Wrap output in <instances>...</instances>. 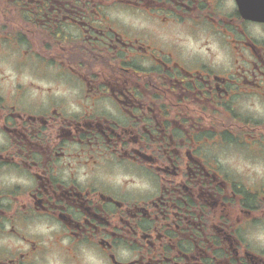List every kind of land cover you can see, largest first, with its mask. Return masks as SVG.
Instances as JSON below:
<instances>
[{
  "label": "flooded vegetation",
  "instance_id": "1",
  "mask_svg": "<svg viewBox=\"0 0 264 264\" xmlns=\"http://www.w3.org/2000/svg\"><path fill=\"white\" fill-rule=\"evenodd\" d=\"M105 2L0 0V145L15 149L0 155V184L34 185L19 210L52 213L33 225L39 239L9 229L0 250L19 252V264L42 250L46 264H73L69 246L93 234L87 264H264V0H217L210 15L204 0H111L109 12ZM151 33L172 47L155 48ZM209 33L212 49L200 43ZM213 49L220 70L206 62ZM82 91L114 118L58 120L48 94L75 108ZM100 154L122 162L101 179L123 191L81 192L83 206L58 198L56 174L83 180ZM30 155L48 170L31 172ZM13 205L0 198V219Z\"/></svg>",
  "mask_w": 264,
  "mask_h": 264
},
{
  "label": "clouds",
  "instance_id": "2",
  "mask_svg": "<svg viewBox=\"0 0 264 264\" xmlns=\"http://www.w3.org/2000/svg\"><path fill=\"white\" fill-rule=\"evenodd\" d=\"M204 14H212L216 11L218 4L217 0H204V4L202 5ZM113 8V5L111 3V0H106L105 2V12L111 11ZM185 29L192 31L194 34H199L201 31L199 27H197L194 22L186 21L184 25ZM238 28H243L242 25L237 24ZM134 35L137 36H143L144 33H134ZM245 35H247V32L245 30ZM153 45L155 48H171V44H164L159 39L156 33L150 34ZM205 40H207V43H205ZM215 40L212 38V34L209 33L204 37L203 40L200 41L201 44L204 45L205 48L212 49L213 44ZM259 43L264 44V38H261ZM177 56L178 58L182 60H186V56L182 52L181 49L177 48ZM209 64L210 68H213L215 70H220V66L215 63L214 59V49L213 52L209 54V57L206 61ZM33 71L35 75L38 77H43L47 74L46 69H43L42 67H33L30 69ZM70 75V73H69ZM55 90H53L54 92ZM50 97V107H57L60 109V116L57 118L59 119H87L88 115H100L104 119H113L114 114H109L108 112H102L97 111L95 109V106H89L85 103L86 96L84 95L83 91L81 92V95L79 97H76L74 99V103L77 105L75 108H69L67 107V104L62 99L57 98L53 93L48 94ZM234 99H239L234 98ZM187 147V145H186ZM15 149L8 144L0 145V155H10ZM117 153H119L120 149L115 150ZM96 159V157H94ZM145 160L149 159L148 157H144ZM205 163L213 170L220 169L221 171H224L223 169V163L219 156L216 158L209 157L205 155L204 157ZM24 160V157H21V162ZM30 161L35 162V167L31 168V172H45L48 169L45 167L47 161L46 159H43L41 157H37L34 155L29 156ZM122 162L119 161L116 157L112 155H105L100 154L98 158V162L96 164H91L85 168L86 178L81 180L79 176L74 172V174L71 177H67L62 174H56V183L60 186L61 190V197L68 201L69 204L83 206V198L81 197V192H84L88 194L89 199H94L98 193L101 192H110V193H117L120 194L123 189H117L115 186L107 184L102 181L101 174H110L116 167L121 166ZM5 174H7L8 170H4ZM17 173L19 174V162L17 166ZM66 185H70L69 191H64V188ZM35 191L34 185H26L22 189H11L6 185L0 184V198L7 200L9 203H11L13 200H15V205H13L12 209L9 210L8 215L4 219H0V237H7L11 238L9 236V229H15L16 235L18 237H24L25 239H39L40 234L37 232L32 231L33 225L37 223H43L45 221L51 222V216L52 213L45 212L40 213L36 211H28L24 210L21 212L18 208V205L24 203L25 199H29L28 196L29 193H32ZM156 192V181L155 179L150 180V187L143 193H141V196L147 200L154 197ZM262 213H264V208L260 209ZM65 220H68V217H62ZM70 222V221H69ZM53 237H56V233L52 234ZM97 237L93 234H87L83 241H81L80 244L76 245H70L69 247L72 249L74 262L73 264H87V262L84 260V251L85 249H91L93 247L94 240ZM62 239V237H61ZM123 241H116L113 245V250L121 246ZM258 244L260 247L264 248V237L260 238L258 241ZM127 246V245H124ZM108 254H111V250ZM142 254V252H141ZM0 255H7L9 258H13L17 260V264H19V252H16L15 254L8 253L7 249L0 250ZM135 258V256H133ZM33 264H46L45 260V252L42 250L40 252V260L39 262H33Z\"/></svg>",
  "mask_w": 264,
  "mask_h": 264
}]
</instances>
